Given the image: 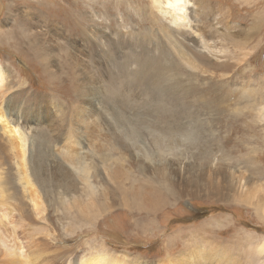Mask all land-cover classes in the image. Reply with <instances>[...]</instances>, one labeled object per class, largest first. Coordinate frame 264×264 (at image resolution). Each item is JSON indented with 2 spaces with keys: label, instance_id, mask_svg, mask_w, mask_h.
<instances>
[{
  "label": "rangeland",
  "instance_id": "obj_1",
  "mask_svg": "<svg viewBox=\"0 0 264 264\" xmlns=\"http://www.w3.org/2000/svg\"><path fill=\"white\" fill-rule=\"evenodd\" d=\"M186 1L0 0V264H264V0Z\"/></svg>",
  "mask_w": 264,
  "mask_h": 264
},
{
  "label": "bare ground",
  "instance_id": "obj_2",
  "mask_svg": "<svg viewBox=\"0 0 264 264\" xmlns=\"http://www.w3.org/2000/svg\"><path fill=\"white\" fill-rule=\"evenodd\" d=\"M163 4H164V7H165V10H166V12H165V10H164V14H168L169 15V17H170V25L172 26V27H174V28H176V29H179L180 27H181V25H183L182 23L183 22H185V12H184V10H185V8H186V6H187V4H188V2L186 1V0H163ZM163 14V13H162ZM183 27V26H182ZM2 73L0 72V81H1V79H2V75H1ZM4 74V73H3ZM4 78V77H3ZM3 83V82H2ZM4 88V87H3ZM1 91V90H0ZM3 91H1L0 93H2ZM5 120H4V118H2V117H0V122H3V123H5L4 122ZM9 128V127H8ZM13 128V127H12ZM5 131L6 132H8L9 133V135H11V140L12 141H17V138H16V134H17V131H16V129H10V130H7V129H5ZM4 133V132H3ZM10 137V136H9ZM22 140V139H21ZM9 142H10V140H8ZM26 142V141H25ZM89 142V141H88ZM12 145V144H11ZM23 148H24V146L22 147H20L19 146V149H20V151L21 152H19V153H21L22 155H20L21 157V161H22V163L24 164V162H25V158H24V150H23ZM114 174V175H113ZM113 174H109V177H110V180L112 179L113 181H115V182H120V181H122L121 179H122V176H121V173L119 172V171H116V170H114V172H113ZM126 179H128L127 178V176H126ZM11 181V177H8L7 178V183H9ZM31 182H30V180L28 179L27 181H26V184H28V185H31L30 184ZM75 183V182H74ZM112 183V181L110 182V184ZM129 183H130V180H128V184L127 185H129ZM153 183V182H152ZM61 184V183H60ZM73 183H72V180H70L69 181V183H68V185L72 188V187H74V185H72ZM72 185V186H71ZM126 185V186H127ZM111 186V185H110ZM119 187L120 188H123V186H121V185H119ZM147 187V186H146ZM146 187H145V185H143V184H138V185H136V184H134V185H131L130 186V189H129V192H127V191H125L124 189H123V191H125V192H123L122 194H120L121 195V201H122V203L124 204V207L125 208H127V209H132L134 206H138V208H145V210H147V211H154L155 209H157V207L163 202V198L161 197V196H163L162 194H165L164 192L162 193V191H164V190H166L167 192H168V190L167 189H164V190H159V189H156V188H150L149 186V188H147V191H146ZM240 187H241V190H243V185H241V182H240ZM12 189H14V188H12ZM14 191V190H13ZM245 191V190H244ZM247 191V190H246ZM249 191V190H248ZM261 192V191H260ZM1 193V192H0ZM118 193V192H117ZM240 193H242L243 194V192L241 191ZM169 194V193H168ZM167 194V195H168ZM241 194V195H242ZM248 194V193H247ZM16 195V194H15ZM166 195V196H167ZM249 195V194H248ZM94 196V195H93ZM116 196H117V194H116ZM247 196V195H246ZM250 196V195H249ZM113 197V196H112ZM241 197V196H240ZM251 197V196H250ZM249 198V197H248ZM131 199V200H130ZM134 199V200H133ZM242 200V199H241ZM130 201H132V206L133 207H130V205H131V203L129 204V202ZM243 201V200H242ZM31 202L33 203V208H34V211H36L37 209H38V207H37V205L35 204V201H34V199H31ZM261 203H263V200H262V202ZM107 203L105 202V205H106ZM264 204V203H263ZM92 205V204H91ZM104 205V206H105ZM262 205V204H261ZM260 205V206H261ZM92 206H94V204L92 205ZM264 206V205H263ZM0 207H5L6 209H8L9 211V215H12L13 214V212H15L16 210L15 209H13V208H11V207H9V205L5 202V199L2 197V195L0 196ZM102 209H103V206H102V204H101V206H100ZM254 208H257V207H254ZM13 209V210H12ZM0 210H2V209H0ZM105 210V209H104ZM136 210V209H135ZM20 211V210H19ZM24 211V210H23ZM22 210H21V212H23ZM17 212V211H16ZM255 212V211H254ZM18 213V212H17ZM24 214L25 213H18V215L20 216V217H22V216H24ZM7 217H3L1 220H0V229L1 228H3L4 227V224H3V222L4 221H2L3 219H6ZM263 218V217H262ZM8 227V226H7ZM7 227H5L6 229H7ZM10 227H12L11 225H10ZM13 228H15L16 229V227L14 226ZM12 229V228H11ZM15 229H12V230H15ZM16 231V230H15ZM13 234H14V232H13ZM10 236V235H9ZM10 237H14L15 238V235L14 236H10ZM9 237V238H10ZM1 240H2V237L0 238V244H1ZM14 240V239H13ZM9 242H11V240L9 241ZM26 243V242H25ZM20 245V244H19ZM264 245V244H263ZM17 246V245H16ZM18 247V246H17ZM17 247H16V249L14 248L13 250H11L10 251V249H9V251H5V252H9V256L12 258L13 257V254L15 253L16 254V257H19V256H21L22 257V254H23V252L20 250V248H19V250L17 249ZM27 247V246H26ZM197 246H194L193 248L195 249ZM208 247V246H207ZM196 249H198L199 250V248H196ZM30 250V249H29ZM198 250H196V251H198ZM262 250V249H261ZM205 251V250H204ZM210 255H213V254H218L219 255V260H220V258H227L226 256H222V255H220L219 253H218V250H214V249H212V250H209V251H207ZM17 253L18 254H20L19 256L17 255ZM15 254H14V256H15ZM30 254V253H29ZM32 255H34L33 254V252L31 253ZM224 254V253H223ZM99 255V254H98ZM34 257V256H33ZM123 256H117L114 252H110L109 254H106V255H103V256H93V257H91V258H88V259H85L84 261H81L82 263H80V264H106V262H109V264H136L134 261H128V258L127 257H124V258H122ZM20 258V257H19ZM35 258H36V256H35ZM34 258V259H35ZM214 258V257H213ZM224 258V259H225ZM38 259V258H37ZM215 259V258H214ZM25 260V259H24ZM202 260H204V257H202ZM205 260H208V259H205ZM216 260L217 262H215V264H225L226 263V260ZM15 261V260H14ZM18 261V260H17ZM22 262V261H21ZM13 263V262H12ZM11 262H10V264H12ZM17 263V262H16ZM162 263H165V262H162ZM14 264V263H13ZM18 264H20V263H18ZM231 264H234V263H232L231 262ZM236 264V263H235Z\"/></svg>",
  "mask_w": 264,
  "mask_h": 264
}]
</instances>
